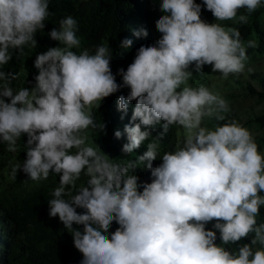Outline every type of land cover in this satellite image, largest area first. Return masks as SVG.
Instances as JSON below:
<instances>
[{"label": "clouds", "instance_id": "obj_1", "mask_svg": "<svg viewBox=\"0 0 264 264\" xmlns=\"http://www.w3.org/2000/svg\"><path fill=\"white\" fill-rule=\"evenodd\" d=\"M203 6L214 23L201 18L196 0H159L152 17L131 23L124 37H147L145 19H158L161 36L143 42L127 69L118 70L117 83L110 47L83 44L74 17L53 28L50 0H0V144L16 153L27 137L26 158L10 161L8 175L15 181L22 170L25 182L59 175L49 216L73 236L80 264H264V222L258 221L264 153L248 128L228 118L229 101L208 81L212 73L228 80L255 71L247 49L257 42L223 22L247 25L264 4L203 0ZM49 38L58 43L46 49ZM132 44L124 38L119 47ZM25 46L35 51L27 55ZM14 56L31 58L33 86H11L18 78L8 69ZM121 88L130 92L118 97L117 129L107 132L103 147L89 143L90 129L106 132L95 116ZM129 104H135L131 123L123 120ZM207 119L217 122L213 128ZM172 129L175 147L161 156ZM115 139L123 140L128 159L110 157ZM141 169L151 182H140ZM82 177L86 182L77 187ZM213 221L215 230L207 229Z\"/></svg>", "mask_w": 264, "mask_h": 264}, {"label": "trees", "instance_id": "obj_2", "mask_svg": "<svg viewBox=\"0 0 264 264\" xmlns=\"http://www.w3.org/2000/svg\"><path fill=\"white\" fill-rule=\"evenodd\" d=\"M158 2L159 0H50L56 20L53 28L59 27V21L62 18L69 15L74 17L78 21L77 36L83 44L104 43L110 47L112 60L117 63L116 70L114 62L111 61V69L116 75L117 83H122V77L118 75V70L120 68L127 69L128 65L133 62L130 57L136 54L143 42L148 43L151 38L156 42L161 36L155 23L158 19L143 21L144 28L149 32L147 37H124L125 30L135 21L152 17L153 11L158 9ZM196 3L202 5L201 18L208 23H214L215 17L206 9V6H203V0H196ZM262 4H264V0H262ZM241 13L246 14L244 10H241ZM225 24L238 27L245 41L253 39L257 42L256 48L247 49L251 60L255 57H264L263 6L251 14L247 25H238L229 21H226ZM124 38L133 41L131 48L120 49L119 44ZM57 43L58 41L49 38L44 47L48 49ZM24 51L29 55L35 51V48L25 46ZM8 69H14L18 74V78L11 84L15 90L35 84V76L31 75V58L25 57L17 60L14 56ZM251 76L252 78L243 84V92L240 90L237 92L238 89L231 88L234 90L231 94V101L242 103L240 101L246 99H257L264 102V72H255ZM241 84L242 82H238V87H241ZM129 92V88H121L117 93L107 97L95 116L97 123L103 121L106 123V132L90 129L89 143L96 141L103 147L102 140L107 132L117 129L116 123L121 121L123 115L118 111V97L121 94L126 96ZM134 106L135 104H129L128 113L123 120L132 122ZM236 106L237 104H232L231 109L238 111ZM228 118L235 119L248 128L259 145V150L261 152L264 150V107L257 111L251 106L244 118H241L239 114L231 113L228 114ZM207 122L210 129L217 123L214 119H207ZM26 140V136L20 138L16 153L7 152L6 145L0 144V264H80L83 256L75 248L73 236L65 229L59 217L50 218L49 216L47 201L53 198L51 192L59 185V175L50 173L47 180L39 182L31 180L25 182L28 177L22 170L18 172L15 181L11 180L8 175L11 171L10 161L13 164L22 163L26 158L24 147ZM176 142V130L172 129L159 154L162 156L164 152L173 150ZM123 144L121 139L113 140L109 152L111 158L118 161L128 159L127 155L122 153ZM143 147L147 151V141ZM161 161L157 159L153 165L158 166ZM135 174L140 177V182H151V174L145 169L136 171ZM86 179L82 177L80 181H77V187L85 183ZM77 211L83 212L84 210L77 209ZM258 221L264 222V206L261 207ZM213 223L214 221L209 223L206 226L207 229L215 230ZM117 227L118 225L114 222L110 231H115ZM80 228L82 230V226ZM217 237L216 243L220 244L218 231ZM240 242L250 243L251 239H244Z\"/></svg>", "mask_w": 264, "mask_h": 264}, {"label": "rangeland", "instance_id": "obj_3", "mask_svg": "<svg viewBox=\"0 0 264 264\" xmlns=\"http://www.w3.org/2000/svg\"><path fill=\"white\" fill-rule=\"evenodd\" d=\"M248 66L254 68L255 71L252 73H245L244 75H241L239 79L230 76L228 80H223L220 78L219 73H212L211 70L212 74L210 75L208 80L210 82L209 86L214 84L219 94L223 96L227 101H229L231 108H232V104H237L236 108L238 111L232 109L231 114H239L241 118H244V116L247 114L248 108H251V106H253L254 109L257 111H260L264 107V102L258 101L257 99H246L240 101L242 103H239L238 101H231V94H233L234 92V90L231 89L232 87L238 89L237 92H239V90L243 92L244 91L243 84H245L248 81V79L252 78L251 75L253 73L259 71L264 72V57H255L252 60H249ZM238 82H242V84L240 85L241 87H238L237 85ZM253 84L255 83L253 82ZM197 85H199V83L192 86H197ZM203 123L205 125V120L203 121ZM178 133H179L178 139L182 138L183 135L182 130H178ZM262 153H264V150L262 151ZM243 243L245 242H239L238 244H243ZM231 247L236 248L237 246L232 245Z\"/></svg>", "mask_w": 264, "mask_h": 264}]
</instances>
